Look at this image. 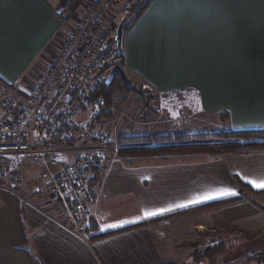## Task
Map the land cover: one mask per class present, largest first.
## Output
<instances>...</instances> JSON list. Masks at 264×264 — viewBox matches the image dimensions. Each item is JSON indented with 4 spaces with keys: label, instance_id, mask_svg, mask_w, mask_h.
<instances>
[{
    "label": "crops",
    "instance_id": "1",
    "mask_svg": "<svg viewBox=\"0 0 264 264\" xmlns=\"http://www.w3.org/2000/svg\"><path fill=\"white\" fill-rule=\"evenodd\" d=\"M84 1L0 0V80L32 87ZM123 4L115 6L116 18ZM122 47L123 70L150 91L194 95L198 111L216 116L218 128L264 130V0H149L124 31ZM106 159L90 217L99 233L118 232L92 241L62 226L45 185L28 188L26 167L15 164L16 179L0 186V264H159L152 225L160 221L150 220L233 197L177 207L218 189L240 197L204 212L217 242L243 232L258 244L244 254L227 245L222 258L231 253L226 264H264V189L247 182L264 180V151L188 163H125L110 152ZM159 209L170 210L145 218ZM109 224L122 226L101 230Z\"/></svg>",
    "mask_w": 264,
    "mask_h": 264
},
{
    "label": "built area",
    "instance_id": "2",
    "mask_svg": "<svg viewBox=\"0 0 264 264\" xmlns=\"http://www.w3.org/2000/svg\"><path fill=\"white\" fill-rule=\"evenodd\" d=\"M125 1L85 0L32 87L0 80V186L15 180V171L3 164L9 157L38 163L40 181L57 202V221L77 234L85 233L91 218L88 179L105 170L99 148L112 140L96 119L101 100L85 95L107 78L117 58L115 6ZM82 113L87 117L80 123Z\"/></svg>",
    "mask_w": 264,
    "mask_h": 264
},
{
    "label": "rangeland",
    "instance_id": "3",
    "mask_svg": "<svg viewBox=\"0 0 264 264\" xmlns=\"http://www.w3.org/2000/svg\"><path fill=\"white\" fill-rule=\"evenodd\" d=\"M134 1L136 0L125 1L123 7ZM124 12L125 10L119 13L116 19L117 22L121 19ZM44 65L45 62L42 64L43 69ZM125 72L129 76V81L133 84V87L129 91L116 90L114 92L112 96L113 103L111 105V113L109 117L104 119V122L102 121L104 131L109 133L112 138L105 148V150L111 151V155L115 154V136L118 133L155 134L179 130L190 132L191 134H203L201 137L195 138V140L199 139L202 142H211L216 139L213 135V131L215 129H221L218 128V118L213 115L201 114L198 111L196 97L194 95L187 96L181 93L166 95L157 94L150 91L144 83L133 74L130 75L126 70ZM218 155H220V153H211L210 157ZM205 157L207 158V156ZM3 164L11 170L17 167L15 164L26 167L22 173V181L25 182L24 185L27 184L28 188L31 186L36 189L38 183L43 184V182L40 181L42 167L36 162L27 160L24 155H18L17 157L12 156ZM22 174H20V179ZM37 197L38 195L35 196V198ZM48 197H50L51 202L57 203L53 197L50 195H48ZM36 202H39L38 198ZM210 206L213 207V205ZM210 206L164 218L160 223L152 225L157 242L163 252L162 259L164 258L165 261L170 260L177 264H226L227 260L231 259L229 257L232 256L231 253L227 254L225 258H222L224 252L227 251L217 253L210 258L201 256L203 250L208 247L209 244H215L219 238L217 232L208 228L205 224L206 218L204 212L208 211ZM214 208L218 209L216 206ZM55 213L57 215L59 210L55 209ZM229 230L232 232H240V230ZM222 237H225L221 239L222 242L225 243V246L233 244V250L235 252H241L240 254L251 251L258 246L257 243L253 244V242L257 241L255 240V235L248 236L240 232L236 239L231 237L230 232H226ZM241 263L243 264V262L238 264Z\"/></svg>",
    "mask_w": 264,
    "mask_h": 264
},
{
    "label": "trees",
    "instance_id": "4",
    "mask_svg": "<svg viewBox=\"0 0 264 264\" xmlns=\"http://www.w3.org/2000/svg\"><path fill=\"white\" fill-rule=\"evenodd\" d=\"M149 0H136L133 3H130L125 8V11L130 12V19L128 26H130L144 11ZM125 26V30L128 26ZM124 30V31H125ZM121 61L123 63V53L121 54ZM107 79V78H106ZM106 79L98 82L95 89L85 95V98L89 99H100L101 106L99 107V113L97 116V121H103L109 117L111 113V105L113 103V94L116 90H125L129 91L132 89V85H128L122 76L118 73H115L110 82H106ZM84 114V113H83ZM86 117L87 114L85 113ZM103 129V125H101ZM104 130V129H103ZM203 134L190 132H183L179 130L161 132V133H141V134H125L118 133L115 136V156L119 157L125 163H166V162H198L206 160L211 153H250L256 151H264V130L259 131H236L232 129H215L213 131L214 137L216 139L211 142H202L199 139ZM94 141L100 142V139L93 138ZM111 141V140H110ZM73 139L68 141V144H73ZM109 141H102L103 148H99L104 156V162L106 163V157L108 156L109 151L105 150L106 145ZM111 152V151H110ZM15 173V172H14ZM16 179V174H15ZM99 177H91L88 179V186L93 194V200L95 197V185ZM240 197L233 196L226 199H221L218 201L212 202L216 207L223 204L224 202L233 200ZM207 204V205H206ZM201 204V206L196 205L189 210H197L203 206H210L213 204ZM200 207V208H199ZM260 207L264 210V206ZM175 214V213H172ZM173 216V215H171ZM167 214L154 217L150 220L161 221L164 218H169ZM120 231V230H119ZM118 232L110 231L107 233H99L97 227L92 218L89 219L88 224L85 227V233H89V240H96L114 234ZM222 241H218L213 245L206 247L201 256L205 258H210L211 256L220 253L227 249ZM195 253H198L194 251ZM192 254V253H191ZM195 255V254H192ZM159 264H177L174 262L165 261L163 258Z\"/></svg>",
    "mask_w": 264,
    "mask_h": 264
},
{
    "label": "snow or ice",
    "instance_id": "5",
    "mask_svg": "<svg viewBox=\"0 0 264 264\" xmlns=\"http://www.w3.org/2000/svg\"><path fill=\"white\" fill-rule=\"evenodd\" d=\"M248 183L252 184L253 187L257 188V189H264V180L260 181V182H256V181H247ZM238 195V193L232 189H218L217 192L215 193H205L202 197H197L195 200H191L188 201L186 204H182V205H177V207H187L189 204H193V203H203L205 201L208 200H213V199H221L225 196H235ZM170 209H159V210H155V211H146L144 213L145 218L148 217H153L159 214H163L165 211H169ZM136 221H124L123 223H134ZM122 224L117 225V224H109V225H105L101 228V230H105L107 228H113V227H120L122 226Z\"/></svg>",
    "mask_w": 264,
    "mask_h": 264
},
{
    "label": "water",
    "instance_id": "6",
    "mask_svg": "<svg viewBox=\"0 0 264 264\" xmlns=\"http://www.w3.org/2000/svg\"><path fill=\"white\" fill-rule=\"evenodd\" d=\"M129 19H130V12L125 11L123 16L116 25V34L114 40L117 50V58L109 64L111 68L108 72L106 82H110L113 75L115 73H118L125 79L126 83L132 85V83L129 81V76L122 68V61L120 57L123 51V47H122L123 34H124L125 26L129 22Z\"/></svg>",
    "mask_w": 264,
    "mask_h": 264
}]
</instances>
